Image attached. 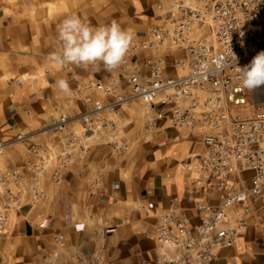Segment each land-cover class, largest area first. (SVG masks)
<instances>
[{"label": "crops", "instance_id": "0c3cea01", "mask_svg": "<svg viewBox=\"0 0 264 264\" xmlns=\"http://www.w3.org/2000/svg\"><path fill=\"white\" fill-rule=\"evenodd\" d=\"M170 2L0 0V141L6 143L0 155V264H160L175 255L157 239L161 216L175 211L195 227L207 210L251 187L250 171L229 174L220 188L189 160L204 148L197 134L173 125L170 106L159 103L168 92L158 95L153 108L140 100L105 108L91 117L90 130L84 127L86 107L128 95L127 76L138 68L145 78L147 60L164 62L163 77L184 71L180 48H139L150 39V28L168 27ZM71 14L94 27L116 20L133 30L120 68L60 69L49 60L59 47L57 25ZM61 78L71 95L55 87ZM84 82L114 91L77 95ZM161 109L164 116L154 119ZM61 116L65 129H50ZM7 171L18 178H5ZM8 192L17 204L5 211ZM241 219L245 226L216 250L211 264H264V213L256 204L248 215L241 204L226 213L228 224Z\"/></svg>", "mask_w": 264, "mask_h": 264}, {"label": "built area", "instance_id": "2783aa9c", "mask_svg": "<svg viewBox=\"0 0 264 264\" xmlns=\"http://www.w3.org/2000/svg\"><path fill=\"white\" fill-rule=\"evenodd\" d=\"M195 2L198 7L186 6L185 0H171L165 12L168 27L150 28V39L139 45L152 52L165 43L180 48L186 74L163 77L164 62L160 58L147 60L149 72L145 78L138 68L127 76L128 95L115 94L106 106L95 102L81 116L85 129H89L94 124L91 117L105 108L115 110L132 100L153 108L158 95L168 92L159 103L170 106L169 115L176 128L199 136L204 151L189 160H196L200 171L210 175L220 188L229 174L252 173L250 188L231 193L215 209L207 210L198 226H189L175 211L161 216L157 239L175 255L162 258L160 264H211L216 250L227 247L245 226L244 219L226 222L231 207L241 204L244 215H248L256 204L264 213V86L253 91L243 89L236 71V67L248 65L264 51V0ZM201 29L207 33L195 38ZM95 90L104 94L114 91L94 82L76 86L77 95ZM249 103L253 111L243 113ZM163 116L161 109L155 112L154 119ZM66 123L67 118L61 116L51 120L49 127L62 132ZM5 146L0 141V155ZM4 176L16 180L18 173L7 171ZM55 177L59 174L55 173ZM7 199L5 211L17 204L16 196L10 192ZM197 209L206 208L198 204Z\"/></svg>", "mask_w": 264, "mask_h": 264}, {"label": "clouds", "instance_id": "9594fccd", "mask_svg": "<svg viewBox=\"0 0 264 264\" xmlns=\"http://www.w3.org/2000/svg\"><path fill=\"white\" fill-rule=\"evenodd\" d=\"M59 47L49 56L58 68L75 66L112 72L121 67L134 42L131 28H123L116 20L108 25L92 26L86 18L71 14L57 25ZM236 62V58H235ZM240 86L253 91L264 85V51L259 52L244 67H236ZM59 92L71 95L67 79L56 81Z\"/></svg>", "mask_w": 264, "mask_h": 264}, {"label": "rangeland", "instance_id": "374dc122", "mask_svg": "<svg viewBox=\"0 0 264 264\" xmlns=\"http://www.w3.org/2000/svg\"><path fill=\"white\" fill-rule=\"evenodd\" d=\"M185 1H186V6H189V7H198V6H196L197 4H196L195 0H185ZM206 33H207V32H206L205 29H201V30H198V31L194 34V37H195V38H198V37L203 36V35L206 34ZM169 45H170L171 47H173L171 44H169ZM184 74H186V70H185V69H184L183 72L180 71V75H179V76H182V75H184ZM245 111H249V112L253 111V108H252V106H251V103L248 104L247 108L243 111V113H245Z\"/></svg>", "mask_w": 264, "mask_h": 264}, {"label": "bare ground", "instance_id": "6f19581e", "mask_svg": "<svg viewBox=\"0 0 264 264\" xmlns=\"http://www.w3.org/2000/svg\"><path fill=\"white\" fill-rule=\"evenodd\" d=\"M264 86V85H263Z\"/></svg>", "mask_w": 264, "mask_h": 264}]
</instances>
